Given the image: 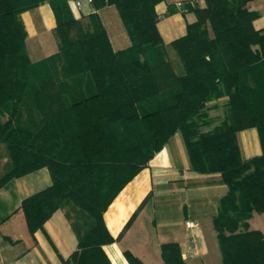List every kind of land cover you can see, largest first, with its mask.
Wrapping results in <instances>:
<instances>
[{
    "label": "trees",
    "instance_id": "1",
    "mask_svg": "<svg viewBox=\"0 0 264 264\" xmlns=\"http://www.w3.org/2000/svg\"><path fill=\"white\" fill-rule=\"evenodd\" d=\"M70 1L0 0V187L40 167L51 177L21 202L28 232L61 208L77 236L65 263L111 264L102 249L114 241L104 211L179 132L190 168L218 172L227 187L212 216L222 264H264V234L247 222L264 212V152L243 158L236 136L255 126L264 147L251 85L264 59V29L253 26L252 0L182 1L195 20L170 42L157 28L161 0H92L96 10H117L130 40L118 50L99 15L75 18ZM44 2L56 18L59 48L32 61L20 15ZM223 95L226 113L214 123L208 103ZM123 254L129 264H143ZM161 256L165 264H185L176 242L163 243Z\"/></svg>",
    "mask_w": 264,
    "mask_h": 264
},
{
    "label": "crops",
    "instance_id": "2",
    "mask_svg": "<svg viewBox=\"0 0 264 264\" xmlns=\"http://www.w3.org/2000/svg\"><path fill=\"white\" fill-rule=\"evenodd\" d=\"M176 1L161 0L155 6L159 17L157 28L164 42L184 35L186 25L195 20L194 13L178 9ZM249 9L258 12L253 20L254 28L263 30L264 0H252ZM94 11L99 15L112 48L127 47L130 40L113 5L96 10L84 4L79 11L71 10L75 18L84 19ZM20 16L32 61L58 50L59 39L54 33L56 18L47 2L23 11ZM44 50L50 51L37 57ZM257 66L260 71L259 74L254 71L251 85L264 118V59ZM256 81L260 87H255ZM227 99V95H223L211 101L210 115L224 117ZM236 136L243 158L264 152L257 127H244ZM5 160L4 149L0 146V168ZM50 184L48 169L40 167L11 178L0 187V264H72L65 260L77 248V236L64 211L61 208L53 211L43 226L31 235L20 209L24 198ZM226 190L218 172L200 173L190 168L181 134L176 132L147 166L121 188L104 211L103 220L114 241L102 245V249L111 264H129L124 250L130 251L143 264H165L161 245L176 242L185 264H222L212 216ZM155 202H158V213L154 210ZM134 213L133 220L116 239ZM187 222L192 223L191 226ZM248 224L264 232V213H254Z\"/></svg>",
    "mask_w": 264,
    "mask_h": 264
},
{
    "label": "built area",
    "instance_id": "3",
    "mask_svg": "<svg viewBox=\"0 0 264 264\" xmlns=\"http://www.w3.org/2000/svg\"><path fill=\"white\" fill-rule=\"evenodd\" d=\"M92 0H71L69 2V5H70V8L71 10L73 11H79L81 9V7L84 5V4H90ZM175 6L180 9L182 8L183 6V3L182 1H176L175 2ZM188 226H191L192 223L190 222H187L186 223Z\"/></svg>",
    "mask_w": 264,
    "mask_h": 264
},
{
    "label": "rangeland",
    "instance_id": "4",
    "mask_svg": "<svg viewBox=\"0 0 264 264\" xmlns=\"http://www.w3.org/2000/svg\"><path fill=\"white\" fill-rule=\"evenodd\" d=\"M178 1H181V0H178ZM251 2V1H250ZM50 50H44L43 51V53H40L39 55H37V57H40V56H43L44 54H47L48 52H49ZM214 100H216V99H214ZM213 101V100H212ZM211 102V101H210ZM210 102L208 103V106H209V108H210ZM210 110V109H209ZM209 113V116H211V117H213L214 118V123H216V121H220L223 117H220V116H212V115H210V111L208 112ZM204 129H205V127H204ZM155 199V198H154ZM154 210L158 213V211H159V209H158V202H155V206H154ZM254 213H264V212H253V214ZM252 214V215H253ZM252 217V216H251ZM251 217L247 220V222L251 219ZM242 228V227H241ZM240 228V229H241ZM248 228L249 229H253V230H259V231H261L260 229H256V228H251L250 226H249V224H248ZM214 229V228H213ZM263 234H264V232L263 231H261ZM216 240H217V238H216ZM217 244H218V242H217ZM218 248H219V246H218ZM219 252H220V249H219ZM220 256H221V253H220ZM221 262H222V258H221Z\"/></svg>",
    "mask_w": 264,
    "mask_h": 264
}]
</instances>
